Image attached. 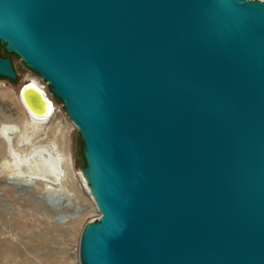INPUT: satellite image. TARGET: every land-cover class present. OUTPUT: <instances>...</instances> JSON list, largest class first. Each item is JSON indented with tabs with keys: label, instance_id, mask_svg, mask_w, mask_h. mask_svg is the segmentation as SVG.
<instances>
[{
	"label": "water",
	"instance_id": "95a60500",
	"mask_svg": "<svg viewBox=\"0 0 264 264\" xmlns=\"http://www.w3.org/2000/svg\"><path fill=\"white\" fill-rule=\"evenodd\" d=\"M0 45L83 142L81 264H264L263 0H0Z\"/></svg>",
	"mask_w": 264,
	"mask_h": 264
},
{
	"label": "rangeland",
	"instance_id": "374dc122",
	"mask_svg": "<svg viewBox=\"0 0 264 264\" xmlns=\"http://www.w3.org/2000/svg\"><path fill=\"white\" fill-rule=\"evenodd\" d=\"M0 52L11 58L18 75L16 82L0 78V130L7 125L13 134L9 143L0 138V264H81V232L100 213L81 175L85 161L80 134L54 95L53 116L41 123L30 120L20 89L31 81L46 92L51 89L2 45ZM58 152L69 163L65 167L63 160H57L63 168L59 166L61 175L53 185L23 174V165L36 159H32L35 153L45 161ZM52 200L60 201L58 210Z\"/></svg>",
	"mask_w": 264,
	"mask_h": 264
},
{
	"label": "bare ground",
	"instance_id": "6f19581e",
	"mask_svg": "<svg viewBox=\"0 0 264 264\" xmlns=\"http://www.w3.org/2000/svg\"><path fill=\"white\" fill-rule=\"evenodd\" d=\"M28 84H31V85H33V86H35V87H37V88H39L41 90L43 89L35 81H31ZM28 84H26V85H28ZM43 92L45 94H48L44 89H43ZM19 98H20V96H19ZM51 106H52L51 115L45 120H42V119L39 120V119L33 118L27 112L26 113H27L28 117L30 118V120L32 122H34V123H41V122H44V121L46 122V120L50 119L53 116V114L57 111L53 101L51 103ZM11 130H12L11 127H9L7 125H3L1 127V130H0V138H2L5 142L9 143L12 140V135H13L10 132ZM38 154L39 153H35L33 158H32V159H34V158H36V159L31 160L30 162H26V164L23 165V174H25V173L31 174V176H34L32 178V180H38V181L46 182L47 184L53 185V183L61 175V174L59 175V171H60L59 166L62 167V165H60L58 163L59 160L61 162H63V161L65 162V167L68 166L69 161H68V159H66L65 155L63 153H60V152L54 153L53 155L49 156V158H47L45 161L41 160L40 159V155H38ZM13 155L15 156L16 154L13 153ZM57 160H58V162H57ZM7 164H8V162L4 163V165H7ZM61 172H63V171L61 170ZM27 177H29V176H27ZM25 181L28 182V180H25ZM53 204H54V206L56 207L57 210L59 209V207L61 205L60 201H58V200L57 201H53ZM57 216L59 217V214H57ZM69 223L71 224L72 222H69Z\"/></svg>",
	"mask_w": 264,
	"mask_h": 264
},
{
	"label": "built area",
	"instance_id": "2783aa9c",
	"mask_svg": "<svg viewBox=\"0 0 264 264\" xmlns=\"http://www.w3.org/2000/svg\"><path fill=\"white\" fill-rule=\"evenodd\" d=\"M48 85V84H47ZM43 88H45L44 86H43ZM43 90V89H42ZM46 90V89H45ZM48 92V94H46L47 96H48V98H49V100L51 101V103H52V98H53V94L51 93V92H49V91H47Z\"/></svg>",
	"mask_w": 264,
	"mask_h": 264
},
{
	"label": "trees",
	"instance_id": "16d2710c",
	"mask_svg": "<svg viewBox=\"0 0 264 264\" xmlns=\"http://www.w3.org/2000/svg\"><path fill=\"white\" fill-rule=\"evenodd\" d=\"M0 56H1V52H0ZM6 57H9V56H6Z\"/></svg>",
	"mask_w": 264,
	"mask_h": 264
}]
</instances>
